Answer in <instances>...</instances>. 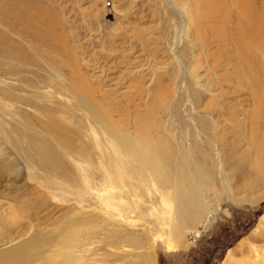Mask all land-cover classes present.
Wrapping results in <instances>:
<instances>
[{"label":"rangeland","instance_id":"rangeland-1","mask_svg":"<svg viewBox=\"0 0 264 264\" xmlns=\"http://www.w3.org/2000/svg\"><path fill=\"white\" fill-rule=\"evenodd\" d=\"M245 2L0 0L1 258L264 264Z\"/></svg>","mask_w":264,"mask_h":264},{"label":"bare ground","instance_id":"bare-ground-1","mask_svg":"<svg viewBox=\"0 0 264 264\" xmlns=\"http://www.w3.org/2000/svg\"><path fill=\"white\" fill-rule=\"evenodd\" d=\"M224 1V0H223ZM241 1V0H240ZM243 4V3H242ZM177 7V6H176ZM226 7V6H225ZM255 8V7H254ZM258 8H255L254 10H256ZM180 10V9H179ZM244 10H246V24L248 23V28L247 29V35L249 36H246L247 40L248 41H253L254 40V33L255 35L256 34H260V35H263L264 37V1H263V4L260 8V13L259 14H256L254 13V10H253V4L251 3V0H246V2L244 3ZM181 13V12H179ZM18 17V16H17ZM16 17V18H17ZM256 31V32H255ZM242 32V31H241ZM240 33V32H239ZM246 34V33H245ZM260 38V36H259ZM257 39V38H256ZM244 40V39H243ZM246 41V40H245ZM247 43V42H246ZM253 43V42H252ZM262 44L264 42H261ZM261 44V45H262ZM250 46V44H248ZM247 45V47H249ZM254 47V46H253ZM249 62V61H248ZM84 83V82H83ZM79 86V85H78ZM264 144V143H263ZM48 145L46 144H42V145H39L38 148H41V151H40V154L43 156V157H48L51 162H53L54 164H58L57 162L59 161V155H57L55 152H49V149L47 147ZM263 147V146H262ZM51 148V147H50ZM51 151V150H50ZM56 154V155H55ZM184 197V196H182ZM186 197V196H185ZM184 197V198H185ZM182 199V198H181ZM203 202V200H202ZM183 203V202H182ZM199 204V203H198ZM192 205V204H191ZM186 210V209H185ZM198 213V212H197ZM197 215V214H196ZM262 222H264V214L262 215V219H261ZM179 241V239H178ZM171 246L174 247V249L177 248V243H171ZM10 254V253H9ZM13 254V253H12ZM8 255V254H7ZM18 256L17 255H8V256H5V257H0L1 260H0V264H19L18 261L19 259L17 258Z\"/></svg>","mask_w":264,"mask_h":264},{"label":"water","instance_id":"water-1","mask_svg":"<svg viewBox=\"0 0 264 264\" xmlns=\"http://www.w3.org/2000/svg\"><path fill=\"white\" fill-rule=\"evenodd\" d=\"M108 17H109V18H111V16H110V15H109Z\"/></svg>","mask_w":264,"mask_h":264}]
</instances>
